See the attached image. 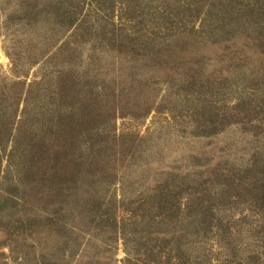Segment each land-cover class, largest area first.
Segmentation results:
<instances>
[{"label": "rangeland", "instance_id": "374dc122", "mask_svg": "<svg viewBox=\"0 0 264 264\" xmlns=\"http://www.w3.org/2000/svg\"><path fill=\"white\" fill-rule=\"evenodd\" d=\"M255 1L0 0V264H264Z\"/></svg>", "mask_w": 264, "mask_h": 264}, {"label": "trees", "instance_id": "16d2710c", "mask_svg": "<svg viewBox=\"0 0 264 264\" xmlns=\"http://www.w3.org/2000/svg\"><path fill=\"white\" fill-rule=\"evenodd\" d=\"M261 1L262 0H257L254 3H252L250 5H247V8L244 10V11H246L247 14L251 15V17H252L250 22L247 24V26H249L251 28L252 27L260 28V25L262 23H264V3H261ZM252 22H253V25H251ZM244 26H245V23H244ZM260 41H262V39ZM21 100H23V98ZM11 124H12V122H10V124L8 123V127H11L10 126ZM3 125H5V123H3ZM27 125H29V122L21 120V124L19 126V130H21L22 128H26ZM32 136H33V134H32ZM32 136L29 138L30 142H32V140H31ZM26 150L27 149H25V151ZM45 179L48 180L47 177H45Z\"/></svg>", "mask_w": 264, "mask_h": 264}]
</instances>
